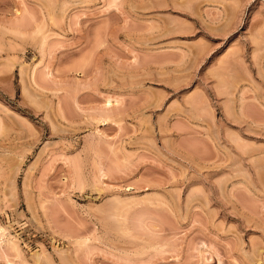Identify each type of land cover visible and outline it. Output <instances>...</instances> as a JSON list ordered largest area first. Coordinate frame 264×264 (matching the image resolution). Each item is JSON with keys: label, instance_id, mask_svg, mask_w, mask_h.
Wrapping results in <instances>:
<instances>
[{"label": "rangeland", "instance_id": "rangeland-1", "mask_svg": "<svg viewBox=\"0 0 264 264\" xmlns=\"http://www.w3.org/2000/svg\"><path fill=\"white\" fill-rule=\"evenodd\" d=\"M0 226V264H264V0H0Z\"/></svg>", "mask_w": 264, "mask_h": 264}, {"label": "bare ground", "instance_id": "bare-ground-1", "mask_svg": "<svg viewBox=\"0 0 264 264\" xmlns=\"http://www.w3.org/2000/svg\"><path fill=\"white\" fill-rule=\"evenodd\" d=\"M3 231H4V229L0 226V237H1V235L3 234ZM11 241V240H10ZM9 241V242H10ZM14 246V245H13Z\"/></svg>", "mask_w": 264, "mask_h": 264}]
</instances>
